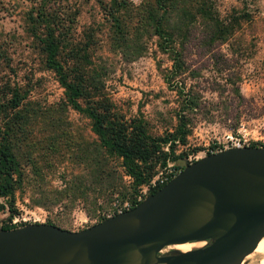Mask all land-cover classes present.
I'll return each mask as SVG.
<instances>
[{
    "label": "rangeland",
    "instance_id": "1",
    "mask_svg": "<svg viewBox=\"0 0 264 264\" xmlns=\"http://www.w3.org/2000/svg\"><path fill=\"white\" fill-rule=\"evenodd\" d=\"M120 1L126 6L118 7L116 24L104 5L109 8ZM145 1L51 0L48 7L65 15L59 27V34L65 36L59 59L98 92L94 100L108 102L128 123L140 122L155 139L175 134L180 117L185 116L186 127L177 134L184 142H174L166 168L158 167L153 180L167 178L173 168L184 165L183 155L200 159L211 147L227 146L230 139L264 147V0H211L214 12L226 23L241 17V29L212 52L192 50L184 58V74L175 77L171 45L155 35L150 20H139ZM42 2L0 0V135L18 164L17 213L12 220L80 231L127 202L116 199L105 204L99 199L104 161L91 120L68 103L31 31L30 18ZM176 18L171 16L170 28H181ZM199 20L197 16L193 24ZM235 85L245 98L255 100V107L231 103ZM190 100L197 107H191ZM79 103L85 108L84 101ZM235 118L240 122L235 123ZM169 146L163 148L167 154ZM194 151L198 153L193 155ZM107 163L115 170L109 180L119 187L113 198L130 197L134 181L121 160ZM78 180L88 190L81 198L71 193L66 198L64 191ZM144 190L145 186L137 196ZM9 216L7 209L0 213V226ZM196 247L199 244L191 249ZM263 259V254L253 252L243 264H264Z\"/></svg>",
    "mask_w": 264,
    "mask_h": 264
},
{
    "label": "water",
    "instance_id": "2",
    "mask_svg": "<svg viewBox=\"0 0 264 264\" xmlns=\"http://www.w3.org/2000/svg\"><path fill=\"white\" fill-rule=\"evenodd\" d=\"M263 238L264 147L245 146L185 161L137 206L80 231L0 226V264H243Z\"/></svg>",
    "mask_w": 264,
    "mask_h": 264
},
{
    "label": "trees",
    "instance_id": "3",
    "mask_svg": "<svg viewBox=\"0 0 264 264\" xmlns=\"http://www.w3.org/2000/svg\"><path fill=\"white\" fill-rule=\"evenodd\" d=\"M50 1L43 0L35 16L30 18L33 26L31 30L33 37L41 44L42 51L46 55V67L54 72L59 83L64 87L68 103L73 109L83 113L91 120V129L100 143L101 157L104 161L100 171L102 182L99 192L101 197L99 199L105 204L109 202L111 204L114 200L120 199L121 204L127 202L130 209H132L140 203L137 195L142 187L150 184L156 169L158 167L166 168L168 155L174 153V142L179 139L182 143L184 142L183 138H180L177 134L186 127L185 116L180 117V128L175 134L155 139L147 134L140 122L134 120L128 123L113 112L108 102L94 100L99 97L98 92H93L92 88L86 85L83 77L75 76L72 70L73 67L69 66L67 61L62 62L59 59L60 47L62 43H65V36L59 34V27H63L65 15L57 10L56 12L50 11L52 8L48 7ZM121 6H126L124 1L118 2L117 6H109V8L104 5L107 16L116 24H119L118 7ZM144 7L146 8L141 12L139 20H150L155 35L163 39L164 43L168 42L171 45L170 50L174 55L173 77L184 74L187 68L184 58L190 55L192 50L200 51L203 54L212 52L218 49V46L221 47L228 41L233 40L235 30L241 29V17L233 18L226 23L218 17L217 12H214L211 0H147ZM188 7H190L189 11L186 9ZM173 15L177 17L176 23L179 22L181 28H170V18ZM197 16L200 17V22L196 25L193 22L196 21ZM176 45H178V48L175 47ZM227 64L223 62L221 65L227 69V66L229 67ZM230 100L232 104L236 102L238 107L242 106L243 103L251 106H254L255 103V100L245 98L241 94L239 86L236 85L231 90ZM79 101L86 103L85 108L81 107ZM189 104L191 107H197L191 100ZM235 119L233 120L235 123L240 122L239 119ZM183 134H181V137ZM168 144H170V154L163 151V148ZM249 146L258 147L255 144ZM219 149H222V146L211 147V150H208L205 156L216 153ZM192 153L196 155L198 152L194 151ZM183 157L184 160H187L188 154L183 155ZM116 158L121 160L122 166L134 181L128 198L120 196L113 198L115 194L119 193V187L109 180L111 173H115V170L107 162H111ZM183 167L184 165L181 164L173 169L180 172ZM17 169L18 164L11 147L0 135V198L4 201L2 203L0 200V213L7 209L10 215L7 221L1 224V227L6 230L18 227L11 225L12 217L17 213L15 210V190L17 187L15 176ZM164 185L151 188L148 195L155 193ZM86 190L88 188L82 187L81 181L78 180L72 182L64 193L67 194L66 198L69 197V193L81 198ZM113 214L116 215V213ZM105 219L107 217H103L99 222Z\"/></svg>",
    "mask_w": 264,
    "mask_h": 264
},
{
    "label": "built area",
    "instance_id": "4",
    "mask_svg": "<svg viewBox=\"0 0 264 264\" xmlns=\"http://www.w3.org/2000/svg\"><path fill=\"white\" fill-rule=\"evenodd\" d=\"M230 140H231V143L230 144H228L227 146H223L222 149L217 150L216 153L221 152V151H224V150L232 149V148H242V147H245V146H249L246 139H243L242 141L241 140H232V139H230ZM197 160H198V156H194L193 158L192 157L187 158L186 162L189 163V164H192V163H194ZM178 173H179L178 170L173 169V172H170L169 177H167V178H161V177H159L156 180H153L152 179V181L150 182V184L147 185V186H145V190L147 192L144 190L143 194H141L138 197V201H140V202L143 201V199L146 196H148V192H149V190L151 188H156L157 186H162L164 184H167L169 182V179L172 180ZM128 210H130V205H129V203H125L124 206H123V208L117 210L115 213L116 214H120V213H123V212L128 211ZM112 216H114V214L109 215L107 218H110ZM33 223H36V222H33ZM18 224H21V225L24 226L26 224H32V223H27V222L21 223L17 219L11 221V225H13V226H18Z\"/></svg>",
    "mask_w": 264,
    "mask_h": 264
},
{
    "label": "bare ground",
    "instance_id": "5",
    "mask_svg": "<svg viewBox=\"0 0 264 264\" xmlns=\"http://www.w3.org/2000/svg\"><path fill=\"white\" fill-rule=\"evenodd\" d=\"M199 244L203 245V243H199ZM193 246H194V244H185V245H175V246H172V248L174 250H177L180 252H187V251L191 250V248ZM254 252L261 253L264 255V238L259 242V244H258V246ZM263 263H264V259H263Z\"/></svg>",
    "mask_w": 264,
    "mask_h": 264
},
{
    "label": "flooded vegetation",
    "instance_id": "6",
    "mask_svg": "<svg viewBox=\"0 0 264 264\" xmlns=\"http://www.w3.org/2000/svg\"><path fill=\"white\" fill-rule=\"evenodd\" d=\"M202 246V244H199V246ZM167 248V247H166ZM166 248H164V249H162L159 253L161 254V255H168L169 253H170V251H167L166 250Z\"/></svg>",
    "mask_w": 264,
    "mask_h": 264
}]
</instances>
